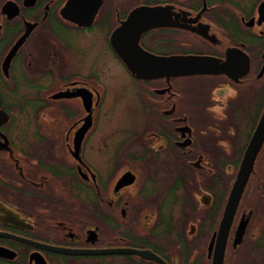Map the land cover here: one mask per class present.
<instances>
[{"label": "flooded vegetation", "instance_id": "flooded-vegetation-1", "mask_svg": "<svg viewBox=\"0 0 264 264\" xmlns=\"http://www.w3.org/2000/svg\"><path fill=\"white\" fill-rule=\"evenodd\" d=\"M0 264H264V0H0Z\"/></svg>", "mask_w": 264, "mask_h": 264}, {"label": "water", "instance_id": "water-1", "mask_svg": "<svg viewBox=\"0 0 264 264\" xmlns=\"http://www.w3.org/2000/svg\"><path fill=\"white\" fill-rule=\"evenodd\" d=\"M127 64H128V66H130V67H131V66H132V64H134V65H135L136 63H130V62H128Z\"/></svg>", "mask_w": 264, "mask_h": 264}]
</instances>
